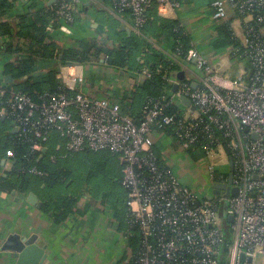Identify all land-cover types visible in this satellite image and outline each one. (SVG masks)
Returning a JSON list of instances; mask_svg holds the SVG:
<instances>
[{
  "label": "built area",
  "instance_id": "1",
  "mask_svg": "<svg viewBox=\"0 0 264 264\" xmlns=\"http://www.w3.org/2000/svg\"><path fill=\"white\" fill-rule=\"evenodd\" d=\"M111 1L118 14L130 12L136 35L152 7L159 16L179 21L184 6L183 0ZM79 2L52 4L66 33ZM190 5L199 19L209 20L212 33H201L200 24L197 29L208 40L217 34L216 26L227 27L233 43L224 56L229 64L244 58L247 71L220 74L215 68L219 60L211 61L194 41L183 55L148 39L178 71L166 78L175 90L145 98L138 119L117 100L89 97L77 89L83 76L73 70L82 65L72 64L56 75L61 92L43 96L40 103L10 92L0 118H14V131L32 150H44L54 133L63 141V146L56 145L63 148L62 157L89 150L120 158V185L126 194L120 264H264V0H208V15ZM181 72L183 80L176 77ZM151 74L144 69L137 75ZM5 93L0 87V98ZM158 136L166 138V156L159 152ZM189 148L204 156L194 161ZM221 152L225 164L207 163ZM182 158L191 166L205 161L204 187L221 184L225 189L208 195L196 190L181 172ZM28 171L42 175L33 167Z\"/></svg>",
  "mask_w": 264,
  "mask_h": 264
},
{
  "label": "trees",
  "instance_id": "2",
  "mask_svg": "<svg viewBox=\"0 0 264 264\" xmlns=\"http://www.w3.org/2000/svg\"><path fill=\"white\" fill-rule=\"evenodd\" d=\"M77 6L73 10L75 22L78 20ZM12 8L13 0H0V57L14 56L3 66V74L10 76L11 81L3 87L6 93L0 98V108L6 107L10 92L25 94L40 103L43 96L62 91L56 77L62 66L99 64L102 60L104 66L132 74L144 69L151 71L150 77L142 78L126 95L130 103L123 105V110L134 116L141 112L145 98H157L173 91L166 78L178 71V67L153 48L148 39L170 45L171 51L178 48L183 55L192 48V38L180 27L179 21L157 17L155 7L149 9L140 35L114 30L106 32L105 37L112 47L97 41H79L78 49L67 48L61 40L49 35L48 28H59L63 24L55 12V5L40 7L37 0H28L24 13L16 16L14 22L9 19ZM123 14L130 16L129 11ZM216 29L218 35L211 44L215 51L218 45L225 50L233 43L230 32L222 25ZM5 38H10V42H4ZM14 127V118H0V192L19 196L35 194L41 203L40 211L51 217L55 226L70 215L81 214L78 203L88 197L89 202L99 201L108 206L119 227H124L126 194L120 185L122 164L117 156L107 151L83 150L62 157L64 150H57L56 144L63 146V141L54 133L43 145L45 152L35 151L18 136ZM187 153L194 161L204 156L202 151L192 148ZM51 156H55V160H51ZM6 164L10 165L8 170H4ZM32 167L42 175L30 173L28 170Z\"/></svg>",
  "mask_w": 264,
  "mask_h": 264
},
{
  "label": "crops",
  "instance_id": "3",
  "mask_svg": "<svg viewBox=\"0 0 264 264\" xmlns=\"http://www.w3.org/2000/svg\"><path fill=\"white\" fill-rule=\"evenodd\" d=\"M50 1L37 0V3L40 7L50 6L52 5ZM27 2L28 0H13L10 21L14 22L16 16L24 13ZM191 3L204 10V15H208L206 8L208 0H188L179 11V23L183 25L196 47L203 53L207 52V57L211 61H216L217 52L211 51L214 49L211 42L217 34L211 40H208L205 35L201 36L202 34L197 30L200 19L191 9ZM155 13L157 17L167 20L159 16L156 10ZM76 16L78 20L74 22L69 33H66L63 24L59 28H48L49 35L61 40L63 46L67 48L78 49L79 41H97L112 47V44L105 40L106 32L113 33L115 30L124 31L128 35L132 34L131 17L128 14L115 12L111 0H80ZM99 31L102 33L100 34ZM4 42H10V38H5ZM156 43L170 50V45L164 42L156 41ZM13 59L14 56L0 57V87L2 88L6 77L3 74V66ZM73 71L83 76V81L78 84L77 89L84 94L89 97H110L122 105L130 103L126 101V95L142 80V77L137 74L104 66L101 60L99 64L82 65ZM133 117L138 119L140 113H134ZM157 139L159 152L166 156L170 153L166 146V138L158 136ZM9 168L10 165L6 164L4 170ZM27 196L28 194L19 196L14 193L0 192V246L2 241L11 235H19L20 238L35 235L36 244L46 254L42 264H120L122 228L119 227L108 206L99 201L89 202V198L85 197L78 203L81 214L70 215L59 226H55L52 218L43 214L40 207L37 208L27 202ZM14 253L11 249H0V264H15Z\"/></svg>",
  "mask_w": 264,
  "mask_h": 264
},
{
  "label": "water",
  "instance_id": "4",
  "mask_svg": "<svg viewBox=\"0 0 264 264\" xmlns=\"http://www.w3.org/2000/svg\"><path fill=\"white\" fill-rule=\"evenodd\" d=\"M56 0H51L50 4H53ZM188 0H184L187 3ZM209 51V50H208ZM214 51V49H211ZM204 55L207 57V52H204ZM102 63V60H101ZM183 73L178 74L179 79H183ZM11 81L10 76H6L4 79L5 83H9ZM195 88V86H193ZM175 90V86L173 88ZM183 104L189 106V101L186 98L180 99ZM194 109V107L192 108ZM45 152V149L43 150ZM230 165L232 166V160L230 159ZM231 177V176H230ZM225 186L221 184H213L210 188L211 194H218L220 190H224ZM232 194H236V190L232 192ZM231 195L230 193L226 194V197ZM27 202L32 206H36L39 208L41 203L39 202L37 196L33 193H29L27 196ZM1 250H13L14 258L16 259L15 264H42L45 261L46 254L44 250L36 244V236L30 235L28 237L20 238L19 235H11L6 240H3L0 246Z\"/></svg>",
  "mask_w": 264,
  "mask_h": 264
},
{
  "label": "rangeland",
  "instance_id": "5",
  "mask_svg": "<svg viewBox=\"0 0 264 264\" xmlns=\"http://www.w3.org/2000/svg\"><path fill=\"white\" fill-rule=\"evenodd\" d=\"M198 22L202 26L201 33L205 34L208 31L212 33L211 29L207 28L208 26L207 24L209 23V20L207 18L202 17ZM216 27H215V30L218 32ZM218 46L219 48L216 50L217 53L215 56V58L219 60L218 65L215 67L217 72H219L220 74H227L229 76H235L244 71H247L246 60L244 58H239L238 62H235V64H231V63L229 64V62L224 56L225 51H223L220 45ZM116 158L118 159L119 157L117 156ZM226 159H227L226 155L223 152H221L218 159H212V158L207 159L208 160L207 163L210 162L211 164H213V166L219 167L226 163ZM204 163L205 161H203V163L197 166H191L190 163H187V161L184 158H182L181 172L183 175H185L184 178H187V180L189 179L188 181L190 182V184L193 187H196V190L204 191V193L208 195L210 192L209 187H204V185L202 184L203 182L202 175H204V173L202 172V169H203L202 166H204L203 165ZM201 172H202V175H201Z\"/></svg>",
  "mask_w": 264,
  "mask_h": 264
}]
</instances>
